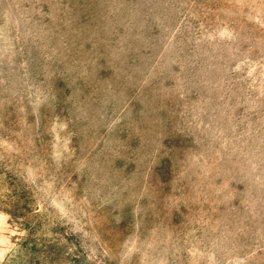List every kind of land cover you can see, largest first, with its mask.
Returning <instances> with one entry per match:
<instances>
[{
  "label": "rangeland",
  "instance_id": "1",
  "mask_svg": "<svg viewBox=\"0 0 264 264\" xmlns=\"http://www.w3.org/2000/svg\"><path fill=\"white\" fill-rule=\"evenodd\" d=\"M0 264H264V0H0Z\"/></svg>",
  "mask_w": 264,
  "mask_h": 264
}]
</instances>
